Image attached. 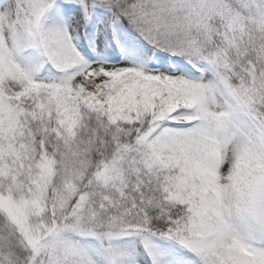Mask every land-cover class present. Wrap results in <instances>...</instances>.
I'll return each mask as SVG.
<instances>
[{
  "label": "snow or ice",
  "instance_id": "snow-or-ice-1",
  "mask_svg": "<svg viewBox=\"0 0 264 264\" xmlns=\"http://www.w3.org/2000/svg\"><path fill=\"white\" fill-rule=\"evenodd\" d=\"M0 264H264V0H0Z\"/></svg>",
  "mask_w": 264,
  "mask_h": 264
}]
</instances>
